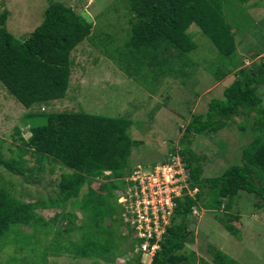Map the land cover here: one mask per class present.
Returning <instances> with one entry per match:
<instances>
[{"label":"trees","instance_id":"1","mask_svg":"<svg viewBox=\"0 0 264 264\" xmlns=\"http://www.w3.org/2000/svg\"><path fill=\"white\" fill-rule=\"evenodd\" d=\"M124 1L132 15L125 45L131 57H126L128 64L152 69L151 84L155 87L164 77L192 76L189 70L194 65L190 54L197 49L189 32L192 25L199 27L219 54L238 70L239 77L224 91V99H213L205 114L194 115L180 138V151L170 158L172 161L175 156L180 157L187 171V187L174 199L170 223L151 264H198L196 253L187 249L195 241V232L190 229L195 209L229 212L241 193L264 200V106L258 95L264 85V64L246 67L242 59L237 60V32L224 11L228 0ZM235 1L245 5L252 0ZM9 16L6 9L0 16V84L28 110L24 122L30 127L31 137L25 140L19 132L24 148L10 159L0 155V165L35 185L41 182L35 178L36 173L41 174L44 169L28 166L27 155L61 165L70 172L62 174L57 192L47 201L35 203L19 200L0 182V252L11 244L17 248L15 252L29 245L42 246L54 235L50 246L41 253L44 262L48 252L113 261L123 255L120 245L128 239L121 227H129L123 224L119 211L122 206L116 193L123 183L119 186L113 179L131 175L129 159L143 141L131 136V119L93 115L83 110L48 113L45 109L65 99L74 68L72 54L92 34L93 23L72 7L53 1L44 13L42 24L27 39L19 40L7 29ZM235 24L243 27L241 20ZM225 76L217 78L221 81ZM240 117L243 119L239 130L246 133L243 123L249 121L255 136L248 135L250 142L243 148L239 164L228 166L220 176L204 177L205 158L191 148L193 141L197 136H212L231 128ZM98 181L99 186L94 187ZM84 188H87L85 193ZM193 191L196 193L192 194ZM69 205L75 213L65 211ZM42 208L63 212L46 219L38 213ZM77 212L83 218L80 226L75 221ZM237 219L229 217V220ZM65 220V226L57 228ZM225 228L230 234L238 235L232 225L226 224ZM75 230L81 233L79 242H70L66 247L69 242L66 235ZM154 243L152 239L150 245ZM208 251L213 264H237L221 250ZM16 260L13 257L1 264H13ZM137 260L142 264L141 258ZM44 262L33 258L28 263ZM199 263L209 264L204 258H199Z\"/></svg>","mask_w":264,"mask_h":264},{"label":"rangeland","instance_id":"2","mask_svg":"<svg viewBox=\"0 0 264 264\" xmlns=\"http://www.w3.org/2000/svg\"><path fill=\"white\" fill-rule=\"evenodd\" d=\"M53 1L72 7L85 20L93 23V30L72 54L74 68L65 99L52 103L48 109L45 108L46 111L83 110L93 115L131 119V136L143 141V145L134 149L129 159L132 176L113 179L119 186L123 183L116 193L120 195L118 204L122 206L119 211L124 219L123 224H129L126 229L121 227L128 239L120 245L123 255L113 261L48 252L44 262L41 253L50 246L54 239L52 235L42 246L29 245L23 251L15 252L17 248L11 244L0 252V264L13 257L18 259L13 264H30L28 262L33 258L44 264H139L137 259L141 258L142 264H151L159 248L157 241H161L170 223L172 200L187 187V171L183 165L182 169L179 168L176 161L180 158L175 156L172 164L175 163L177 168H166L165 171L169 179V193L162 186L159 190L148 179L155 176L165 161H171L173 153L180 151V138L194 115L205 114L213 99H224V91L239 77L238 70L234 69L231 61L219 54L199 27L192 25L189 32L197 44V49L190 54L194 65L189 70L192 76L164 77L155 87L151 84L152 69L128 64L125 45L130 36L132 15L124 0H0V16L5 9L8 10L7 29L17 39L25 40L42 24L44 13ZM262 1L252 0L241 5L235 0H228L229 4L226 3L224 10L237 32L236 58L242 59L246 67L264 64V3L255 6ZM240 20L243 27L235 24ZM217 76L225 77L219 81ZM184 80L186 84H182ZM258 95L264 106V85L258 90ZM27 112L0 84V155L4 159L16 156L24 148L19 132L25 140L31 137L30 127L24 122ZM242 119L236 118L231 128L216 135L197 136L193 141L191 148L205 158L202 161L204 177L220 176L228 166L239 164L242 150L250 142L248 135L255 136L249 121L243 120L246 133L239 130ZM25 158L28 166L44 169V172L35 175V178L41 179L39 184H29L1 165L0 182L25 203L47 201L57 192L62 174L69 173V169L49 161L41 162L36 156L27 155ZM175 173L178 175L177 187L172 186L176 183ZM99 184L98 181L94 187ZM86 190L84 188L83 193ZM147 206L151 209L148 210ZM65 211L74 212L70 205ZM61 212L63 210L38 209V213L46 219ZM145 214L150 215V220ZM75 215L78 217L75 221L80 226L83 218L79 212ZM231 216L238 219L229 220ZM191 220H194L190 229L195 232V241L187 249L196 253L198 264L199 258L213 264L208 251L210 248L223 251L237 264H264V200L241 193L231 211L207 212L195 209ZM107 222L110 223L109 220ZM66 223L67 220L61 222L57 228L62 229ZM226 224L235 227L238 235L226 231ZM79 234L75 230L66 235L69 242L65 246L69 247L70 242L78 243ZM139 239L145 240L141 242ZM152 239L155 243L150 245ZM133 243L134 250L131 251Z\"/></svg>","mask_w":264,"mask_h":264},{"label":"built area","instance_id":"3","mask_svg":"<svg viewBox=\"0 0 264 264\" xmlns=\"http://www.w3.org/2000/svg\"><path fill=\"white\" fill-rule=\"evenodd\" d=\"M180 158V157H179ZM174 159V158H173ZM173 161L174 160H172L171 162H169V163H167V164H163V165H161L160 166V168H158V170L159 171H157L154 175L155 176H152L151 178H149L148 179V182H151V184L152 185H154V186H158V189L159 190H161V186L162 187H165V189H166V193L168 192L169 193V179H168V176H167V174L165 173V171H166V168H171V169H175V168H177V165L179 166V168L180 169H182V161H181V159H178L177 161H176V164L174 163V164H172L173 163ZM174 165H176V166H174ZM133 174V173H132ZM132 176V175H131ZM130 176V177H131ZM177 176L178 175H176V173H175V177H174V180L176 181V183L174 184V185H172L173 187H177L178 186V178H177ZM179 197V196H178ZM176 197H174L173 198V200H172V207H173V209H174V207H175V202H174V199H175ZM147 208H148V210H150L151 208H150V206H147ZM173 209H172V212H173ZM153 214V213H152ZM172 214V213H171ZM146 215V214H145ZM148 216V217H147ZM150 215H146V218L148 219V220H150L149 217ZM171 216V215H170Z\"/></svg>","mask_w":264,"mask_h":264},{"label":"clouds","instance_id":"4","mask_svg":"<svg viewBox=\"0 0 264 264\" xmlns=\"http://www.w3.org/2000/svg\"><path fill=\"white\" fill-rule=\"evenodd\" d=\"M107 173H109V174H107ZM132 173H133V170H132ZM132 173H131V175H132ZM106 174L107 175H110L111 173L110 172H106ZM131 175H129L128 177H130ZM118 197H120V195H118ZM119 199V198H118ZM157 242H159V241H157Z\"/></svg>","mask_w":264,"mask_h":264}]
</instances>
